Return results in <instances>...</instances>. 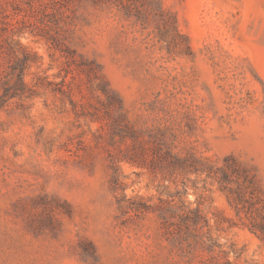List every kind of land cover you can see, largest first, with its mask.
Returning a JSON list of instances; mask_svg holds the SVG:
<instances>
[{
  "label": "rangeland",
  "instance_id": "obj_1",
  "mask_svg": "<svg viewBox=\"0 0 264 264\" xmlns=\"http://www.w3.org/2000/svg\"><path fill=\"white\" fill-rule=\"evenodd\" d=\"M65 3L47 14L70 55L18 25L20 43L37 57L27 82L46 77L53 86L0 109V264H188L156 213L126 208L171 200L183 182V200L200 209L228 258L264 264V241L217 182L175 179L150 163L121 160L114 170L111 162L134 142L113 143L112 127L129 126L162 154L218 166L235 157L264 203V0H161L190 51L160 40L156 0L139 5L148 25L88 0ZM63 81L71 97L52 91Z\"/></svg>",
  "mask_w": 264,
  "mask_h": 264
},
{
  "label": "trees",
  "instance_id": "obj_2",
  "mask_svg": "<svg viewBox=\"0 0 264 264\" xmlns=\"http://www.w3.org/2000/svg\"><path fill=\"white\" fill-rule=\"evenodd\" d=\"M80 3L83 0H0V18L5 29H0V109H5L13 103H24L33 97L38 88H50L53 84L46 77H38L35 85L27 82V75L32 65L36 63V55L22 45L18 39L24 34L23 29H18L19 24H30L31 34L40 36L51 44L52 48L65 54H72L66 39L57 31L52 33L53 27H59L58 20L52 21L47 14L50 6L56 7V12L64 8L65 2ZM97 7H112L123 11L129 18H135L137 22L148 25L150 17L148 11L139 5H148L149 0H88ZM158 6L155 14L158 36L160 40L169 46L182 50H191L189 38L182 34L178 27L176 15L165 9L161 0H156ZM60 20V19H59ZM62 85L52 87L53 92L63 95H72V89ZM108 96V91L102 87ZM113 96V95H112ZM109 95L111 104L121 105L117 97ZM75 107L74 101H72ZM134 140L133 146L124 151V157L112 156L113 169L117 170L118 162L127 161L146 166L148 163L154 170H159L164 175L188 179L190 175L196 176V181L202 176L205 180L217 182L224 190H228L232 196V204L236 215L242 221V225L256 234L264 241V203L258 195V187L255 177L235 157L228 156L223 165L218 166L210 158H198L195 155L185 157L175 156L167 151L160 153L158 147H146L145 141L140 139L139 133L132 127L126 128L115 124L112 127V141L117 138L126 141ZM153 156L150 158L149 154ZM116 172V171H115ZM118 175L113 176V190H118ZM176 182V181H175ZM182 190H178L171 200L159 199V204L154 206L147 202L135 204L130 202L128 210L140 215L144 213H156L162 223L164 235L182 254L188 264H238L228 258L222 246L207 232V220L199 208H193L182 197L187 195L188 187L183 182ZM235 185L236 187H232ZM260 205V206H259Z\"/></svg>",
  "mask_w": 264,
  "mask_h": 264
}]
</instances>
